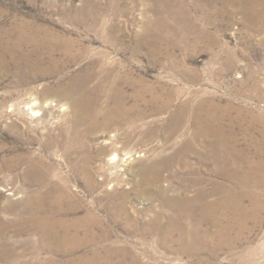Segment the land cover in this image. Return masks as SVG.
Wrapping results in <instances>:
<instances>
[{
	"label": "rangeland",
	"instance_id": "374dc122",
	"mask_svg": "<svg viewBox=\"0 0 264 264\" xmlns=\"http://www.w3.org/2000/svg\"><path fill=\"white\" fill-rule=\"evenodd\" d=\"M201 1L0 0V40H6L8 29L17 34L18 25L26 21L48 29L62 43L65 38L73 43L68 53L58 46L50 51L47 43H29L0 60V264H68L92 249L89 243L67 248L43 238L33 221L38 206L68 219L84 220L93 212L104 226V245L114 247L119 264H186L190 257L177 245L172 249L157 240L167 231L165 225L178 221L164 196L180 193L185 179L195 177L191 193L212 188L209 198L216 202L224 189L239 193L233 202L243 212L230 213L248 219L240 236L232 234L234 244L215 248L217 254L203 251L196 260L264 264V150L252 172L256 183L243 187L226 170L202 166L194 154L188 156L189 167L180 160L182 145L194 132L193 118L182 108L208 100L231 106L223 124L237 131L240 150L229 156L242 164L254 157L245 151L246 131L257 129L256 136L264 129V17L252 23L234 4ZM189 14L197 20L183 18ZM42 33L44 37L47 32ZM105 66L133 77L129 85L121 81L127 96L142 85L161 95L160 101L141 102L147 116L136 120L129 136L120 137L129 153L117 150V164L106 148L116 132L97 126L91 130L79 107L86 102H77L85 94L95 95V78L102 79ZM145 96L151 98L150 88ZM165 100L170 104L158 111ZM96 102L104 107L116 103L107 93ZM156 159L167 167L146 192V184H139L140 171ZM66 191L71 195L64 196ZM56 197L61 199L54 201ZM160 213L162 230L152 226ZM93 223L94 231L102 232Z\"/></svg>",
	"mask_w": 264,
	"mask_h": 264
},
{
	"label": "bare ground",
	"instance_id": "6f19581e",
	"mask_svg": "<svg viewBox=\"0 0 264 264\" xmlns=\"http://www.w3.org/2000/svg\"><path fill=\"white\" fill-rule=\"evenodd\" d=\"M200 1L201 0H199V2ZM220 1L229 5H236L241 12L243 11L247 15V20L252 23H256V21H260V17H264L262 14L263 10L261 9L264 6V0ZM195 5L200 6L197 2ZM205 17L207 18L208 16L206 15ZM183 18L191 21L197 20V17L193 14H189ZM164 19L162 22L166 20ZM257 24H260V22ZM32 25L33 24L26 21L20 23L17 27V34H14V32L11 31L12 29L5 31L6 37L4 38H6V40H0V60L14 55L17 50L24 48V45L29 43H47L49 45H46L50 51L56 50L57 46L60 49H64L63 51L66 53L73 49V43L70 39L68 40L65 38L62 43L60 37L50 33L51 31L48 29L46 30L44 27L34 28ZM44 31L47 33H44V35H42L44 37H41L40 34ZM36 46H38V44ZM113 70H115V68L105 66L102 71V79L96 77L95 80L97 79V82L99 83H97L98 85H96L94 89L93 87L90 89H93L95 95L91 93L92 95L86 98L85 94L77 102H86V104H80L79 107L84 109V113H82V120L85 118L90 119L91 130L95 129L97 126L107 131L114 130L116 132L114 137L107 139L106 143H110L111 146H107L106 148L112 150L109 159L117 164V161H119L117 150L122 148L128 152V143L123 142L120 137L122 134L129 136V130L131 128H136V120L147 116L145 109L140 106L141 102L146 101L149 104L152 100L160 101L161 95L155 93L152 87L142 85L139 86L138 89H135L134 94L127 96V93H124V91L120 88V85L124 83L121 81H125L128 84L135 82V80H133V77L128 73L121 75L120 72H112ZM149 88L152 90V96L150 99L145 96V91ZM104 93H107L109 99L116 101V103L114 105L108 104L105 107L103 105H99L96 101L100 99ZM116 97L118 101L116 100ZM128 99H133L134 102L127 103L126 101ZM169 104V100L161 101L158 105V111L163 110ZM188 108L189 105H186L182 108V110H188L193 118L194 132L193 134L191 133L192 135L190 137H188V141L183 143L182 149L180 150V160L182 166L189 167L190 161L188 156L194 154L197 156L199 161H202V166L208 164V166L226 170L228 174L230 173L235 177L237 182L240 183L242 187L255 184L256 181L254 179H256V173L252 174V172H254V170L257 171V166L261 163L256 157L257 154L261 155V151L264 150V141L261 140V136L264 134V129L261 131L262 135L257 134L255 136L252 134L255 133L257 129L255 131H251V128L248 127L246 131L248 150L246 149L245 151L251 152L255 155L254 157L245 159L243 164H245L248 169L247 171L242 172V161L235 158L232 159L229 156L230 153H239L240 150L238 149V147H240V140L237 131L232 132L231 130H226L223 124L226 116H229L231 106L226 105L225 108H223L219 104L208 100L206 103L201 102L195 107L190 109ZM116 126H120L119 129H116ZM186 127H188V125ZM242 151L243 149H241L240 153ZM161 161L162 160L156 159L150 164L143 166L142 171H140L139 184L142 186L143 184H146V186L144 185V191H149V183L151 181H154L157 185V183L161 180L163 170L167 167L166 163H160ZM190 179L191 180H187V178L185 179L186 183L184 186L180 187V193L176 191V194L173 197H169L168 195L166 198V195L164 196L163 194L165 205L168 203L177 211L176 219L179 222L175 221L165 225L167 231H163L164 234L160 235L157 241L159 244H163L172 249H175L174 246L177 245V250L181 254L190 257L186 264H216L214 259L209 257H205L202 260L197 261L196 256L206 250L210 252L209 255L212 253L217 254L218 250H215V248L227 244L228 246L234 244L235 239L232 238V234L237 231L240 236L241 232L246 227V221L248 219L246 220V216L243 217V215L241 216L239 214L231 215L230 213L231 211L234 213L243 212V208L241 209L240 203L233 202L236 201L234 197H238L239 193H235L234 191L232 193L231 190L224 189L222 198H220L219 202H216V200L213 201L209 198L213 191L212 188L205 189L204 191L196 189L193 190V193H191L189 186L193 185V182L196 181L195 179H197V177ZM63 195L67 197L71 195V193L66 191ZM60 199V197H56V200L54 201H59ZM52 211L53 209H50L49 211H42L41 206H38L36 212L33 214V221L37 224L43 238H51L56 241L57 245L65 246L67 248L79 247L80 245L82 246V244L84 245V243H89L93 246L90 251L84 252L76 259H72L68 264H119L115 260L114 247H111L110 244L104 245V242L106 241V238L103 235L104 226L102 222L99 221L100 219L97 220L95 218L96 215L93 212L87 213L86 216L83 217L84 220H79L75 218L68 219L64 215L56 216L52 213ZM163 215V213H160L159 216L152 221V226L154 225L157 229L162 230L164 227L161 221ZM94 220L98 222L97 226L102 228V232L94 231L93 228L96 227L93 223ZM205 226L207 227L205 228ZM176 228L180 229H178L180 232L178 237L174 235ZM148 229L146 233H149ZM102 249L106 250L107 253L102 254ZM125 264L155 263H147L143 260H136V263L132 262Z\"/></svg>",
	"mask_w": 264,
	"mask_h": 264
}]
</instances>
